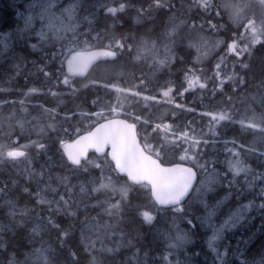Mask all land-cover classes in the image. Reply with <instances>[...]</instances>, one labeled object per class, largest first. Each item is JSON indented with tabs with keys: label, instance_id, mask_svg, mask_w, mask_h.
<instances>
[{
	"label": "trees",
	"instance_id": "16d2710c",
	"mask_svg": "<svg viewBox=\"0 0 264 264\" xmlns=\"http://www.w3.org/2000/svg\"><path fill=\"white\" fill-rule=\"evenodd\" d=\"M232 8L221 0H0V104L15 102L19 116L23 94L41 89L29 109H51L57 129L0 140L15 149L35 142L24 160L8 162L0 150V264H263L264 29L248 41L249 15L240 21ZM49 29L56 39L33 47V36ZM232 44L238 50L223 70L219 57ZM94 48L114 49L118 59L86 78L71 74L69 57ZM57 70L63 79L54 86ZM105 116L136 123L164 164L185 163L199 175L206 168L231 184L219 192L232 195L220 215L241 191L255 199L249 229L213 248L196 190L175 214L158 208L147 186L119 177L107 157L70 165L65 146ZM233 164L255 173L248 184L236 182L243 175ZM106 178L113 191H97Z\"/></svg>",
	"mask_w": 264,
	"mask_h": 264
},
{
	"label": "rangeland",
	"instance_id": "374dc122",
	"mask_svg": "<svg viewBox=\"0 0 264 264\" xmlns=\"http://www.w3.org/2000/svg\"><path fill=\"white\" fill-rule=\"evenodd\" d=\"M107 2L111 3L114 2V0H107ZM221 3H222V8L224 9H230L232 7L237 9L238 12H236L237 13L236 17H238L240 21H242L245 18V16L249 15L251 26H249L248 28L249 32L248 31L245 32L247 36L249 33L248 41L254 38V36L250 38V34L252 32L253 34H255L254 32H257L259 29L261 30L264 29V15H263L264 0H221ZM243 26H246V24H244ZM8 37L9 36L7 35L6 39H8ZM33 37H36V39L38 40L37 43L33 44V47L37 49L46 47L47 44H50L52 40L56 39L55 32L54 30L51 31V29L40 31L37 35ZM215 49L220 50L221 49L220 45L216 46ZM237 50L238 47L233 46L232 44L229 45L228 51L220 55L219 63L223 70H226L227 68L229 69L228 64L231 60V55ZM72 56H70L69 58L71 59ZM68 63H67V67L69 68ZM53 76L56 79V81L54 82V86L59 85L58 84L59 81L63 79L62 78L63 75L61 71L57 70ZM50 77H51V73H47V75L45 76V81L47 80V78L49 79ZM41 94H42V90L38 88H33V89L31 88L29 90V93L23 94V99L21 98L18 101V103L23 105L19 113V116H17L15 112L12 114V111L15 108V102L11 101L10 108H4L0 104V140L2 141L5 140V142H7V140L13 139L14 138L13 134L15 132L24 134V136L26 137L32 136L38 138L46 133V131L48 130V126L51 127V131L57 130L54 128V125H51V122L55 118L53 116L54 112L51 109L43 108L42 105H39L37 103L32 104L35 107V110L33 112L31 111V109H29L28 98L32 99L33 97L40 96ZM10 113L11 115H9ZM105 117L106 119L111 118V116H105ZM5 142L2 143V146H0V150L7 151L5 157L8 159V162H14L16 160H19L17 151L20 150L25 151L24 150L25 148H29V147L33 148L35 146L34 141H28L27 143L24 144V149L23 148L15 149L14 144L5 143ZM68 145L69 144L65 146L64 149L65 151ZM231 170L235 175H239V176L243 175L240 179L236 181L238 184L244 183V181L246 180L247 182L245 183L248 184L249 176L252 175V177H254L255 174L250 170H245L244 168H242L241 165L233 164L231 166ZM199 172L201 177H200V182L196 188V194H197L196 196L197 198H200L199 204L202 205V207L205 205L207 209L205 210V214L203 216L204 219L202 220V222L205 223V228L210 229L209 243L211 247L219 248L222 244L225 243V241H223L224 237L234 232L235 233L240 231L243 232L245 228L249 229V227L251 226L249 225V223L252 221V217H251L252 210L253 208H255V205H258V203H256L255 199L253 198L248 199L250 196L245 195V193H243L242 195V191H241L237 198L239 203H236V207L233 209L231 208V210L224 213V215H220L219 212L228 203L232 195L230 194L226 195L224 193L220 195L219 192L222 191L221 189L231 188L230 186L231 184L229 185L228 182L227 184H225L224 180L219 178V176L214 171L210 172L206 168H201ZM222 178L228 180L229 176L227 174H224L222 175ZM232 181L235 182V179H233ZM111 184L112 183L108 181V179L106 178L103 182L100 183V185L97 188V191L112 192L113 189ZM245 186H249L251 190H253L256 187V181L253 179L250 185H245ZM238 189H240V187H238ZM206 196L208 197L209 201H212V202L208 201L209 202V203L207 202L208 205L206 204V198H205ZM242 197H244V200L241 199ZM211 203L213 204L210 205ZM183 208L184 207L173 208L174 211L173 213L181 214V212H183ZM38 221H39L38 224H40L42 227L41 229L46 230L48 225L46 219L39 217ZM178 239L179 240L173 239L174 241V243H172L173 247L179 248L182 245L184 238H181L180 236V238L178 237ZM261 263L264 264V260H261Z\"/></svg>",
	"mask_w": 264,
	"mask_h": 264
},
{
	"label": "water",
	"instance_id": "95a60500",
	"mask_svg": "<svg viewBox=\"0 0 264 264\" xmlns=\"http://www.w3.org/2000/svg\"><path fill=\"white\" fill-rule=\"evenodd\" d=\"M118 59L110 48H94L75 53L68 66L79 78L88 77L101 63ZM24 151H17L20 158ZM66 159L81 167L90 156H108L118 176L134 186L146 185L155 205L172 209L187 203L199 183L198 171L190 165H165L142 144L137 126L123 117L107 118L77 136L66 148Z\"/></svg>",
	"mask_w": 264,
	"mask_h": 264
},
{
	"label": "bare ground",
	"instance_id": "6f19581e",
	"mask_svg": "<svg viewBox=\"0 0 264 264\" xmlns=\"http://www.w3.org/2000/svg\"><path fill=\"white\" fill-rule=\"evenodd\" d=\"M11 8V7H10ZM25 14V13H24ZM30 16V15H29ZM19 18V17H18ZM25 20V19H24ZM27 27V26H25ZM13 34V33H12ZM9 35V34H8ZM7 37V36H6ZM6 42V41H5ZM9 43V42H8ZM28 43V42H27ZM1 47V46H0ZM9 47V46H8ZM5 48V47H4ZM39 104V103H38ZM10 112V111H9ZM24 160V158H23ZM27 160V159H26ZM30 162V161H29ZM33 162V161H32ZM36 168V167H35ZM38 169V168H37ZM37 174V173H36ZM9 175V174H8ZM22 176V175H21ZM31 177V176H30ZM43 177V176H42ZM29 184V183H28ZM215 184V183H214ZM1 185V184H0ZM37 185V184H36ZM15 187V186H14ZM214 187V186H213ZM11 190V189H10ZM42 191V190H41ZM8 192V191H7ZM217 193V192H216ZM227 193V192H226ZM215 196V195H214ZM220 196V195H219ZM11 197V196H10ZM206 198V197H205ZM218 199V198H217ZM7 200V199H6ZM196 200V199H195ZM80 201V200H79ZM215 201V200H214ZM203 202V201H202ZM207 203V202H206ZM209 203V202H208ZM214 203V202H213ZM49 204V203H48ZM7 205V204H6ZM195 205V204H194ZM208 205V204H207ZM11 206V205H10ZM45 206V205H44ZM47 207V206H46ZM44 209V208H43ZM52 212V211H51ZM199 212V210H198ZM204 212V211H203ZM190 213V212H189ZM197 216V215H196ZM181 218V217H180ZM203 218V217H202ZM39 220V219H38ZM57 220V219H56ZM193 221V220H192ZM206 221V220H205ZM203 223V222H202ZM229 227V226H228ZM203 230V229H202ZM234 230V229H233ZM79 232V231H78ZM147 234V232H146ZM80 236V235H79ZM82 236V235H81ZM84 237V236H83ZM79 238V237H78ZM86 238V237H85ZM192 244V243H191ZM163 245V244H162ZM165 251V250H164ZM191 258V257H190Z\"/></svg>",
	"mask_w": 264,
	"mask_h": 264
}]
</instances>
